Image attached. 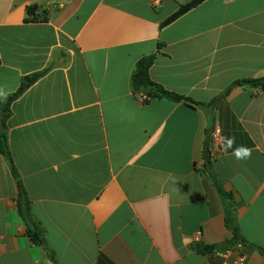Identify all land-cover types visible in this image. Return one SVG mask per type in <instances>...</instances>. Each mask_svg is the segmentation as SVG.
I'll return each mask as SVG.
<instances>
[{"label":"crops","instance_id":"0c3cea01","mask_svg":"<svg viewBox=\"0 0 264 264\" xmlns=\"http://www.w3.org/2000/svg\"><path fill=\"white\" fill-rule=\"evenodd\" d=\"M0 0V89L10 104L8 150L44 230L34 244L0 153V264H264V0ZM36 6L45 21L26 23ZM159 46V48H158ZM156 54L150 78L204 109L136 102V62ZM212 171L238 205L250 245L200 255L192 242L231 238L223 203L203 172L206 115ZM234 138L225 150L226 140ZM250 149L247 159L233 155Z\"/></svg>","mask_w":264,"mask_h":264},{"label":"trees","instance_id":"16d2710c","mask_svg":"<svg viewBox=\"0 0 264 264\" xmlns=\"http://www.w3.org/2000/svg\"><path fill=\"white\" fill-rule=\"evenodd\" d=\"M205 0H190L189 2L179 5L177 10L171 14L168 18H166L161 24L160 28H163L190 10L194 9L198 5H200ZM37 7L29 6L26 9V23H35L38 21H45V16L42 18H38L36 16ZM159 48V46H158ZM156 54H152L149 56H144L140 58L135 65L134 71L131 75V88L133 91V96L136 102L140 105H148L152 100L155 99H163L168 100L175 103H182L185 106H188L193 109H204L213 105L214 102L209 104H202L193 101L191 98H186L184 96L172 93L164 89L161 85L153 82L150 78V68L154 62ZM43 73L34 74L29 77H25L17 89V91L9 96L6 99L0 98V111L3 115V121L9 116L10 113V104L11 102L19 96L25 89H27L31 84H33ZM239 84H247L252 86H260L264 87V78L257 80H244L240 82H235L230 85L220 96L216 99L218 100L222 96L228 94L231 87ZM144 96L142 100H138V95ZM211 134H212V115H206V129H205V139H204V156H203V172L207 176L208 180L211 182L213 187L216 189L218 195L220 196L223 203V215H224V226L228 232L231 234V238L222 243L215 245H203L200 243L192 242V249L195 253L200 255L211 254L214 252H221L229 249L231 246L240 244V245H249L244 238L241 236L240 230L236 224V211L238 205L233 201L231 195L226 192L222 186V184L217 180L216 176L212 171L211 164V156H210V144H211ZM0 153L6 159L10 173L15 180L16 187L18 190L17 197V211L28 228V236L30 240L41 246L48 256V258L54 262V255L47 248L44 230L39 226V224L35 223L31 217L30 213V200L22 186L19 175L13 165L9 150H8V141L6 132L0 133ZM250 246V245H249ZM257 251L264 256V249L256 248Z\"/></svg>","mask_w":264,"mask_h":264},{"label":"clouds","instance_id":"9594fccd","mask_svg":"<svg viewBox=\"0 0 264 264\" xmlns=\"http://www.w3.org/2000/svg\"><path fill=\"white\" fill-rule=\"evenodd\" d=\"M6 95L7 94L2 89H0V98L6 99ZM233 144H234V138H228L226 140L225 150H227V148H232ZM233 155L235 156L236 159L243 160L250 157L251 151L246 147L240 146L233 150Z\"/></svg>","mask_w":264,"mask_h":264},{"label":"built area","instance_id":"2783aa9c","mask_svg":"<svg viewBox=\"0 0 264 264\" xmlns=\"http://www.w3.org/2000/svg\"><path fill=\"white\" fill-rule=\"evenodd\" d=\"M144 98V96H142L141 94L138 95V100H142ZM213 140H214V135H212L211 137V144L213 143ZM212 151V149H211ZM213 155V152H210V156L212 157ZM199 237H200V232H196L193 236V242H198L199 241Z\"/></svg>","mask_w":264,"mask_h":264},{"label":"water","instance_id":"95a60500","mask_svg":"<svg viewBox=\"0 0 264 264\" xmlns=\"http://www.w3.org/2000/svg\"><path fill=\"white\" fill-rule=\"evenodd\" d=\"M4 132H5V124L3 121L2 112L0 111V133H4Z\"/></svg>","mask_w":264,"mask_h":264}]
</instances>
